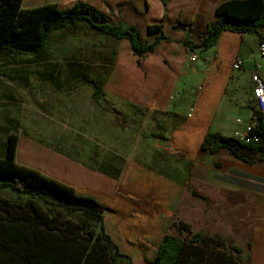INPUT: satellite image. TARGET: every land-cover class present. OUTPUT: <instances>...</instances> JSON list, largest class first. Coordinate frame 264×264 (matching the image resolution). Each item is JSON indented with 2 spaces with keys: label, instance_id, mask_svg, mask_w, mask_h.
<instances>
[{
  "label": "crops",
  "instance_id": "crops-1",
  "mask_svg": "<svg viewBox=\"0 0 264 264\" xmlns=\"http://www.w3.org/2000/svg\"><path fill=\"white\" fill-rule=\"evenodd\" d=\"M77 1L88 2L102 11L111 23L119 21H111V12L121 0H22L21 7L29 9L53 2L65 9ZM144 1L146 5L142 8L132 5V17L143 20L145 27L149 23L161 22L169 40L157 42L153 52L142 59L143 69H137L136 89L140 87L141 97L135 98V93L131 92L133 87H130L125 91L124 99L120 97L119 100L120 83L114 87L117 92L110 93L106 87L109 83L103 74V64L98 61L86 63L95 65L83 63L74 66L69 63L63 67L66 72L63 76L54 74V64L21 62L19 66H13L25 70L18 73L21 75H10L7 79L2 77L3 81H0V125L4 126L1 129L4 135H0V157H4L8 136L12 133L17 134L18 139L27 140L32 149L45 152L40 169L35 161L30 164L68 187L98 194L99 203L103 206V221L106 217L110 226L104 229L122 253L120 264H139L145 258L128 239V236L133 239L134 234L127 232L125 213L134 201L145 209L154 204L146 203L143 197H123L129 180L128 157L141 144L136 140V145L132 147L125 122L138 118L134 116V109L145 111L144 118L135 119L148 132L144 141L140 139L144 149L139 151L145 162L138 163L141 168L132 170L131 174L147 172L181 188L173 217L189 180L190 183L192 180L208 182V176H214L213 228L224 230L227 234L224 241L228 246L232 243L240 247L239 254L246 260L243 264H264V164L243 163L230 157L225 150L214 154L199 151L202 136L207 130L232 135L237 113L232 104L239 97L242 84H252L250 73L254 71L259 56L260 36L253 32L241 35L225 31L215 47L204 51L196 49L191 53L185 50L182 41L186 38L192 41L201 39L206 25L215 19V8L224 0ZM179 17L190 25L188 32L172 28ZM119 23L135 24L139 28L132 20H121ZM76 32L95 37L96 43L93 41L90 47V52L95 55L102 52L98 41L102 45L106 38L114 41L86 22L53 30L49 38L52 35L55 38L62 35L68 37ZM215 50L217 59L210 65L209 59ZM88 51L81 48L80 56L87 57ZM19 54L35 56L22 52L11 55ZM190 55L194 58L190 59ZM233 62L238 63V68L231 67ZM29 70L33 71L31 73L36 70L38 74L27 76ZM8 80L15 82L12 89L6 84ZM128 84L129 81L124 86ZM95 87L105 92L97 101L93 98ZM18 95V106L7 104L12 97L16 101ZM17 109L19 111L16 112ZM53 119L59 121L52 124ZM68 120L74 121V124L69 125ZM172 131V146L176 138L184 143L181 150L185 156L181 159L163 150L160 137H167ZM190 143H195L197 150L190 152ZM154 155L159 157V161L153 166ZM185 162L192 166L206 164L208 168H186ZM213 165L219 167L218 171L212 170ZM191 203L194 205L193 201ZM144 221L148 223L149 220ZM169 229H166L168 233ZM216 230L213 236L220 232Z\"/></svg>",
  "mask_w": 264,
  "mask_h": 264
},
{
  "label": "trees",
  "instance_id": "trees-1",
  "mask_svg": "<svg viewBox=\"0 0 264 264\" xmlns=\"http://www.w3.org/2000/svg\"><path fill=\"white\" fill-rule=\"evenodd\" d=\"M21 1L0 0V50L10 54L39 56L49 48V34L53 30L79 22H86L95 31L119 41L126 40L138 67H142V59L153 52L157 42L169 40L161 22L147 24L146 33L152 39L142 38L135 24L111 23L106 14L88 2L77 1L65 9L53 2L23 9ZM263 24L264 0H224L215 8V19L206 25L201 39L186 38L182 44L191 53L196 49L204 51L215 47L225 31L241 35L253 32L260 36ZM172 28L188 32L190 25L179 17ZM216 55L215 50L210 65L216 61ZM104 93L95 87L94 100ZM252 111L247 135L227 136L207 130L199 151L214 154L225 150L243 163L264 164V113L256 104ZM172 133L160 137L163 150L185 156L181 150L184 143L179 138L172 146ZM16 143L17 135L9 134L6 156L0 157V191L9 189L25 199L0 193V264H120L122 253L104 229L98 194L82 192L34 169L20 167L15 163ZM180 194V187L147 172L129 177L123 197H143L146 203L154 204L145 209L134 201L125 213L127 232L134 234L133 239L129 236L128 239L145 258L139 264H242L233 253L241 252L240 247L228 246L221 236L193 231L183 221L178 222L177 231H186L184 237L166 231L174 223L173 213Z\"/></svg>",
  "mask_w": 264,
  "mask_h": 264
},
{
  "label": "rangeland",
  "instance_id": "rangeland-1",
  "mask_svg": "<svg viewBox=\"0 0 264 264\" xmlns=\"http://www.w3.org/2000/svg\"><path fill=\"white\" fill-rule=\"evenodd\" d=\"M35 1H40V0H35ZM106 4V3H105ZM26 5V3H24ZM35 5V4H34ZM132 5H139V7H144L145 1L144 0H121V3L119 6H114L113 11L111 12L112 14V22L114 21H121V20H132L134 21L137 25H139L140 28V33L142 38L147 37L146 33V27L143 20L135 19L132 17ZM108 6V5H107ZM122 8L124 10H129L128 13L124 12V10L121 12ZM124 16V19L122 17ZM118 21V22H119ZM117 22V23H118ZM68 37H65V35H62L61 37L55 38L54 35H52L49 38L50 41V46L48 50H46L42 55L40 56H30L29 54L26 55H11L9 53H6L5 51H0V81L2 80V77H5L7 79V76L13 75V76H19L21 74L18 73H23L20 68H14L15 66H19V63H29V62H36L38 64H54V74L56 76H63L66 74L64 71V66L70 63V65H76L79 66V64H86V63H94L98 61L99 63L103 64V74L106 76L108 83L106 85L108 91L110 93L117 92L114 90V87L116 86L117 83L121 84V88L119 89L120 91L118 92L119 100L122 97L124 99L125 97V91L130 90V87H133L131 92L135 93V98L138 96L141 97V92H140V87L136 89L138 86L137 82V69L139 68L136 65L134 56L132 55V51L129 47V44L126 40H118L114 39V41L105 39L104 44L102 45L100 41L99 45L102 46V52H99L97 55L94 53L92 54L90 52L91 48V43L95 41V37L93 36H88L87 34H81V32H76L74 35H67ZM148 39H152V37H147ZM83 39V40H82ZM96 43V41H95ZM81 48H84L85 52L86 50L88 51V56H80L79 51ZM97 57V58H96ZM103 58V60H102ZM86 65H95V64H86ZM14 66V67H13ZM140 69H143L140 67ZM21 70V71H20ZM25 71V70H23ZM33 71H28L27 76L32 77L35 73H37L36 70H34V73H31ZM31 73V74H30ZM111 73V74H110ZM30 74V75H28ZM113 76V78H112ZM132 80V81H131ZM3 81V80H2ZM1 81V82H2ZM129 81V84L125 87L124 85L127 84ZM132 82V83H131ZM15 82L12 80L6 81V84L11 87H13ZM131 83V84H130ZM232 92H234L233 89H231ZM238 98L233 102V106H235V111L237 112L235 117L236 119H239L241 122H237L236 119L234 121L233 125V131L230 133L232 135L230 136H237L241 137L244 136L246 130H245V125L250 122L251 116L253 114L252 109L255 106V99H254V94H253V85L252 84H245L243 83L238 94ZM16 101L14 100V97L10 98L7 100L8 105H14L16 106L19 105V100L20 96H16ZM9 102V103H8ZM119 107V106H118ZM27 109V108H25ZM29 111L32 109H28ZM6 112L7 109L5 110ZM19 111L18 109L16 112ZM123 111V110H122ZM15 112V110H13ZM134 116L138 118L133 119H128L126 120V126H127V131H130L129 138H131L132 142V147L133 144L136 145V140L140 142L141 144L138 145V148L136 151H134V154H130L128 157V163L126 165H129V176H131V172L134 169H140L141 166L138 163H144L145 158L141 156L142 152L139 151L140 149H144V144L143 142L140 141V139H143V141L146 138L147 135V130L146 127H140V122L136 121L135 119L140 120L141 117H145V111L143 112L140 109H134ZM19 113V112H18ZM55 114H52L53 117ZM69 117V116H68ZM73 119V118H72ZM50 120V119H47ZM118 120L117 119V125H118ZM54 121H59V119H53L51 120L52 124H54ZM69 125L74 124V121L68 120ZM4 129V126L0 125V135H4L1 131V129ZM118 127V126H117ZM142 128V129H141ZM148 128V127H147ZM17 135V134H16ZM194 140H196L194 138ZM29 145L30 144L27 140L24 138H19L17 136V143L15 145L14 153L17 156L15 159V163L18 164L20 167H25V168H31L37 171L38 173L42 174L40 172L41 168V163L43 161V157L46 156V153L43 151H38L35 149H32ZM156 147H158V144L156 143ZM162 148V147H161ZM164 149V148H163ZM188 149L190 152L197 150V146L195 143H190L188 145ZM7 153V151H6ZM6 153L4 157L6 156ZM178 156L179 159L183 158V155H180L179 153L175 154ZM156 156H159L156 155ZM3 157V156H2ZM155 157V155H154ZM153 157V160L151 161V164L157 165L159 161V157ZM33 161L38 165V169L32 166ZM185 167L190 168L192 164L185 162ZM221 163L220 165H222ZM125 165V166H126ZM181 167V166H180ZM192 167H197V168H202V169H207L206 164H197L193 165ZM221 167V166H220ZM184 169V167H182ZM218 166L213 165L212 170L218 171ZM44 175V174H42ZM177 172V176L180 179L181 176H179ZM47 176V175H45ZM51 178V176H48ZM52 180H55L51 178ZM208 179L212 180L210 183V180L204 181V180H197L192 182L187 183L185 186V191L182 194V198H180V203L179 206L176 210V213L174 214L173 220L174 223L171 225V229H169V233L171 234H177L178 236L184 237L186 235V231L181 230L180 232L177 231V224L179 221H183L185 223H188L191 225L193 231H198L199 228H202V232L205 234H209V236H213L215 228H213V220H214V199L216 198L215 194V187H214V181L215 177L214 176H208ZM0 193L6 197L9 198H15L18 200H23L25 199L24 195H18L17 193L12 192L9 189L6 190H1ZM112 195V194H111ZM191 201L194 202L191 203ZM104 202L107 204L108 200H104ZM201 203V205H200ZM192 204V206H191ZM200 205V207H198ZM205 208V209H204ZM104 225L105 229H108L109 222L108 219L105 217L104 218ZM216 231V235H219L223 237L225 240L227 234L224 232V230L218 229ZM226 241V240H225ZM224 241V242H225ZM226 243V242H225ZM227 244V243H226ZM230 246L232 243H229ZM234 256L240 263H245V259L240 256L239 253L234 252Z\"/></svg>",
  "mask_w": 264,
  "mask_h": 264
},
{
  "label": "built area",
  "instance_id": "built-area-1",
  "mask_svg": "<svg viewBox=\"0 0 264 264\" xmlns=\"http://www.w3.org/2000/svg\"><path fill=\"white\" fill-rule=\"evenodd\" d=\"M259 56L257 58V63L255 69L250 73V81L253 85V94L256 102L257 108L260 112L264 113V24L260 27V40L258 42ZM194 55H190V59H193ZM238 63L233 64V68H238ZM253 117V114L252 116ZM237 122H241L236 119ZM247 135L250 130V122L245 125ZM244 135V136H245Z\"/></svg>",
  "mask_w": 264,
  "mask_h": 264
}]
</instances>
